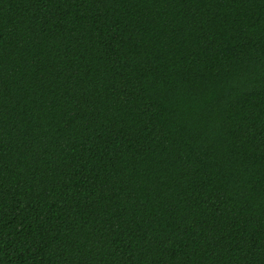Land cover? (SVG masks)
<instances>
[{
    "label": "trees",
    "instance_id": "16d2710c",
    "mask_svg": "<svg viewBox=\"0 0 264 264\" xmlns=\"http://www.w3.org/2000/svg\"><path fill=\"white\" fill-rule=\"evenodd\" d=\"M0 264H264V0H0Z\"/></svg>",
    "mask_w": 264,
    "mask_h": 264
}]
</instances>
